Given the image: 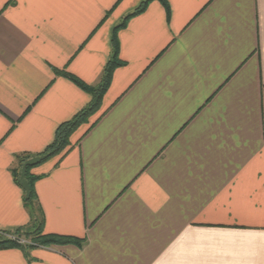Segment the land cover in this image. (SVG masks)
<instances>
[{
    "label": "crops",
    "instance_id": "obj_1",
    "mask_svg": "<svg viewBox=\"0 0 264 264\" xmlns=\"http://www.w3.org/2000/svg\"><path fill=\"white\" fill-rule=\"evenodd\" d=\"M142 1L0 0V231L30 221L15 156L91 100L56 70L97 85ZM165 2L118 30L100 109L31 169L43 232L82 245L0 264H264V0Z\"/></svg>",
    "mask_w": 264,
    "mask_h": 264
},
{
    "label": "trees",
    "instance_id": "obj_2",
    "mask_svg": "<svg viewBox=\"0 0 264 264\" xmlns=\"http://www.w3.org/2000/svg\"><path fill=\"white\" fill-rule=\"evenodd\" d=\"M149 1L150 0H143L133 11L125 15L113 28L111 32V57L105 64L101 80L97 85H88L73 74L64 70H56L58 75L66 77L80 89L89 93L91 95V100L70 119L61 122L56 127L53 141L42 152L37 154H19L15 156L18 166L22 169V177L25 183L24 186H22L18 180L19 172L13 171L12 173L15 182L24 189L23 202L29 210L30 221L25 226L17 227L13 230L0 231V250L17 248L20 249L25 256H28V251L35 247H50L53 245L64 244H74L76 246L82 245V239L73 236L43 232V216L40 207L37 204L34 189V183L40 176L33 174L31 169L52 157L65 153L71 147L70 136L79 126L87 123L89 118L100 109L103 95L110 85L114 69L123 65V62L118 56L119 44L117 32L120 28L126 25L131 17L143 11ZM159 1H161L167 8L165 0ZM21 239H25L28 242L22 243L20 242Z\"/></svg>",
    "mask_w": 264,
    "mask_h": 264
},
{
    "label": "rangeland",
    "instance_id": "obj_3",
    "mask_svg": "<svg viewBox=\"0 0 264 264\" xmlns=\"http://www.w3.org/2000/svg\"><path fill=\"white\" fill-rule=\"evenodd\" d=\"M23 238V237H22ZM28 241L24 239V242L23 243H27Z\"/></svg>",
    "mask_w": 264,
    "mask_h": 264
},
{
    "label": "built area",
    "instance_id": "obj_4",
    "mask_svg": "<svg viewBox=\"0 0 264 264\" xmlns=\"http://www.w3.org/2000/svg\"><path fill=\"white\" fill-rule=\"evenodd\" d=\"M20 242H22V243H23V242H24V240H23V239H21V240H20Z\"/></svg>",
    "mask_w": 264,
    "mask_h": 264
}]
</instances>
